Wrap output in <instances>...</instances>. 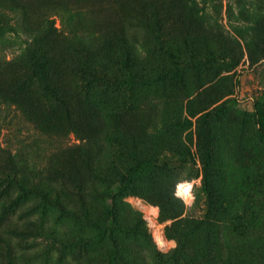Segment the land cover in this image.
Masks as SVG:
<instances>
[{"label":"rangeland","instance_id":"374dc122","mask_svg":"<svg viewBox=\"0 0 264 264\" xmlns=\"http://www.w3.org/2000/svg\"><path fill=\"white\" fill-rule=\"evenodd\" d=\"M164 12L0 0V264H264V0Z\"/></svg>","mask_w":264,"mask_h":264},{"label":"trees","instance_id":"16d2710c","mask_svg":"<svg viewBox=\"0 0 264 264\" xmlns=\"http://www.w3.org/2000/svg\"><path fill=\"white\" fill-rule=\"evenodd\" d=\"M143 1V5L145 8V11L147 13V16H145L144 19L146 22H164L165 21V17L166 14L164 12V0H142ZM173 5L175 4V2H171ZM177 15L176 11L174 10V12L171 13L172 17H175ZM136 17V16H135ZM45 63V62H44ZM44 63H40L39 64V68H42ZM46 69L49 70L48 67H46ZM104 75L106 77L107 80L108 77L104 72ZM46 78V77H42ZM25 84L21 83L17 89H12L11 91H9V93L11 95H22V93L25 92ZM53 101L55 102V104L62 106L63 109H65L68 114L70 111V106L69 103L66 99L65 96L60 95L59 92L54 91L53 94ZM28 100V99H27ZM11 161V162H10ZM14 166V161L12 162V158L10 153L7 154V156L5 157L4 161L2 163H0V167L2 169V173L0 175V186L1 188H3L5 191H7V197L9 200L4 201L3 205L4 206H8V204L10 205V202H14L15 198L13 197V192L16 190L15 187H13L11 184L15 183V185L18 187V190H21L22 187V183L21 178L19 177V172H12L10 169ZM62 185L65 187V182H62ZM10 245V243H8Z\"/></svg>","mask_w":264,"mask_h":264},{"label":"clouds","instance_id":"9594fccd","mask_svg":"<svg viewBox=\"0 0 264 264\" xmlns=\"http://www.w3.org/2000/svg\"><path fill=\"white\" fill-rule=\"evenodd\" d=\"M179 198L184 201L186 205H191L195 200V185L190 180L182 181L178 186Z\"/></svg>","mask_w":264,"mask_h":264}]
</instances>
